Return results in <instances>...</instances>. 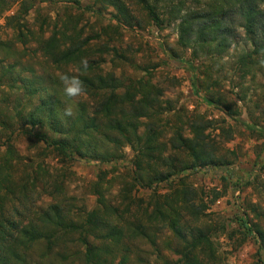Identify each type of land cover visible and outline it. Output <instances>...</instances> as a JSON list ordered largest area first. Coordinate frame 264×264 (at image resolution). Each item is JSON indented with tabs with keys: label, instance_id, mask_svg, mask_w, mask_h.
<instances>
[{
	"label": "rangeland",
	"instance_id": "374dc122",
	"mask_svg": "<svg viewBox=\"0 0 264 264\" xmlns=\"http://www.w3.org/2000/svg\"><path fill=\"white\" fill-rule=\"evenodd\" d=\"M6 1L12 6L0 18V41L7 42L9 48L7 53H0V58L5 59V64L15 62L18 72L24 76H30L28 72L20 71H27L24 69L27 66L33 67L37 75L50 73L61 76L60 72L43 63L42 55L32 40L23 46L18 43L16 28L8 27L4 17L14 15L23 0ZM25 1V5H32V9L23 18V32L42 31L47 38L63 28L67 35L75 30L80 33V38H90L88 44L94 50L91 59L98 63L97 72L113 74L126 85L140 83L141 88L149 85L152 90L153 85L160 90L162 112L159 110L155 118L134 117L128 121L138 136L147 131L150 123H155L161 131L160 140L165 142L176 127L183 135H188L185 126L188 117L200 115L211 121L206 131L210 135V150L229 159L232 164L219 168L197 167L173 176L169 182L154 186L155 195H170L172 187H188L194 191L192 202L205 206L204 212L197 220L182 209L176 208L175 214L179 213L187 227L199 228L200 234L207 237L213 251V264H264V64L252 68L251 72L239 71L237 59L244 50L250 49L244 35L240 34L220 55L193 59L190 50L177 45L179 20H173L167 14L168 5L177 3H172V0L157 5V12L167 19L161 26L154 25L131 0H123L131 17L126 21L106 0ZM2 71L0 69V77ZM67 73L74 75L76 70L69 67ZM1 82L0 111L7 105L10 109L9 104L18 97L25 101L22 90L9 89L5 78ZM209 95L233 103L237 115L229 118L219 108L205 103L203 98ZM78 99L85 103L88 101L82 95L74 102ZM86 105L89 109L95 106L92 101ZM168 107L169 110H165ZM12 129H0V169L6 167L1 160L9 145L17 156L9 168L13 170L10 181L16 187H26V193L31 192L30 199L36 208L44 209L49 203L57 202L43 192L40 179H27L26 174L37 166L48 173L51 181H56L64 194L62 198L71 205L75 215L79 212L83 218L96 209L114 211L108 220L121 226L124 224L120 223L118 215L132 222L135 216L144 213L143 207L136 209L142 200V204L148 206V213H155L150 221L146 222V214L142 219L148 226L147 231L155 236L156 244L140 238L126 242L128 264H178L186 251L184 243L162 221L166 219L160 217L155 220L157 214L150 206L152 191L132 186V161L135 157L130 145L122 147L118 157L108 163L80 158L63 161L53 153L41 152L32 139L33 133L25 130L12 132ZM123 199L134 201L131 212L125 213ZM18 212L26 215L23 211ZM163 213L170 212L163 209ZM192 232L196 234L195 230ZM63 248L48 250L43 244L33 245L26 253V264H85L83 247L76 242L68 244L65 250L67 258L57 254L58 251L64 252ZM77 249L79 253L74 254ZM8 250L17 252L14 248ZM43 253L44 258L39 260ZM205 253L201 248L197 250L196 257L203 259ZM117 261L114 255L108 257V264H117Z\"/></svg>",
	"mask_w": 264,
	"mask_h": 264
},
{
	"label": "trees",
	"instance_id": "16d2710c",
	"mask_svg": "<svg viewBox=\"0 0 264 264\" xmlns=\"http://www.w3.org/2000/svg\"><path fill=\"white\" fill-rule=\"evenodd\" d=\"M106 1L122 19L126 21L131 18L129 8L123 0ZM131 1L154 25L161 26L167 20L165 15L161 16L157 12V5L166 4L169 0ZM204 1L172 0V3H177L170 7L168 5V17L179 20L176 26L177 45L181 49L190 50L191 57L198 59L222 54L243 34L250 49L244 50L237 59L239 71L247 73L260 66L261 61H264V0ZM25 4L26 1L23 0L14 15L4 17L8 27L16 28L18 43L23 46L32 40L42 55L43 63L56 72L68 74L69 67H73L76 74L68 75L77 76L83 82L86 90L83 96L88 101L85 103L78 99V102H74L66 97L60 76L50 73L37 75L33 67L27 65L24 67L27 71H20L28 72L30 76H24L18 72L15 62L5 64V59L1 57L0 69L3 74L0 77V86L1 80L5 78L9 89L23 91L25 101L22 102L18 97L9 104L10 109L7 105L0 111V129L9 131L13 127L12 132L25 130L33 133L32 139L39 145L41 152L53 153L63 161L80 158L108 163L118 157L122 147L130 145L135 157L132 161V186L152 191L153 202L151 201L150 206L157 214L155 220L160 217L166 219L162 221L184 243L186 251L182 253L181 260L177 261L178 264H213V251L207 237L200 234L199 228L187 227L179 213L175 214L176 208L182 209L192 219L197 220L199 214L204 212L205 206L201 207L192 202L194 191L188 187H172L170 195L161 196L155 195L154 190V186L169 182L171 177L197 167L219 168L232 164L229 159L210 150V135L206 131L211 121L200 115L188 117L185 125L188 135H183L179 127H176L165 142L160 140L161 131L155 123H150L147 131L138 136L136 129L128 121L134 117L155 118L163 107V103L159 101L160 90H156L153 85L152 90L149 85L141 88L140 83L126 85L113 74L97 72L98 63L91 59L94 50L88 44L90 38H80V33L75 30L67 35L63 28L58 34L53 33L47 38L42 31L23 32V18L32 9V5ZM10 6L12 5L6 0H0V18H3ZM8 48L7 42L0 41V53H7ZM107 52L108 50L104 51ZM84 58L88 61L86 71L80 63ZM173 58L179 59L176 55ZM203 100L219 108L229 118L238 113L235 105L222 97L214 98L209 95ZM89 101L95 104L91 109L86 105ZM66 107L72 108V117L64 115ZM165 110H169V107ZM124 122L128 124L123 125ZM14 153L8 145L1 160L6 167L0 169V264H26V253L36 244H43L48 250L63 246L61 250L64 252L58 251L57 254L67 258L65 250L68 244L75 242L83 247L85 264H108V257L112 255L116 256L117 264H128L126 242L140 238L156 244L155 236L147 231L146 225L155 213H148V206H144L142 200L136 209L144 208L146 222L142 219L143 214L135 216L137 213H134L132 222L120 214L117 217L124 225L117 226L108 220L109 214H114V211L112 213L102 209H96L83 218L79 212L75 215L71 205L62 198L64 194L60 192L61 188L55 184L56 181H51L48 173L40 166L27 173V179H40L43 192L57 202L49 203L44 209L36 208L30 199L31 192L26 193V187H16L10 181L13 170L9 168L17 157ZM14 195L18 196L13 197ZM123 202L125 213L131 212L134 201L123 199ZM106 208L108 207H104ZM163 209L170 213L165 215ZM9 248H14L17 252L10 253ZM201 248L206 253L199 260L196 252ZM78 253L77 249L74 254ZM44 255L45 253L41 254L39 260Z\"/></svg>",
	"mask_w": 264,
	"mask_h": 264
},
{
	"label": "clouds",
	"instance_id": "9594fccd",
	"mask_svg": "<svg viewBox=\"0 0 264 264\" xmlns=\"http://www.w3.org/2000/svg\"><path fill=\"white\" fill-rule=\"evenodd\" d=\"M81 66L83 70H87L88 61L86 58L81 60ZM264 64V61H261ZM60 81L63 85V92L66 97L71 100H75L78 97L86 94L85 86L83 82L77 76H69L68 74H62ZM66 117H72L73 111L71 107H66L64 111Z\"/></svg>",
	"mask_w": 264,
	"mask_h": 264
}]
</instances>
